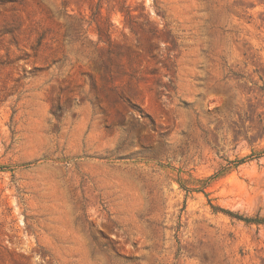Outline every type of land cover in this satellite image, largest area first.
<instances>
[{"label": "rangeland", "instance_id": "rangeland-1", "mask_svg": "<svg viewBox=\"0 0 264 264\" xmlns=\"http://www.w3.org/2000/svg\"><path fill=\"white\" fill-rule=\"evenodd\" d=\"M227 213L264 222V0H0V264H264Z\"/></svg>", "mask_w": 264, "mask_h": 264}, {"label": "trees", "instance_id": "trees-1", "mask_svg": "<svg viewBox=\"0 0 264 264\" xmlns=\"http://www.w3.org/2000/svg\"><path fill=\"white\" fill-rule=\"evenodd\" d=\"M186 190V189H185ZM229 216H231L232 218H236L237 220H241L244 221L245 223L249 224V223H254V224H264V222L260 219H248V218H243L237 215H232L231 213H227Z\"/></svg>", "mask_w": 264, "mask_h": 264}]
</instances>
